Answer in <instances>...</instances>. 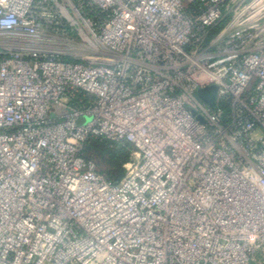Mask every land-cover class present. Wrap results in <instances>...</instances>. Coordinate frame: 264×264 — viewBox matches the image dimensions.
<instances>
[{"label":"built area","instance_id":"1","mask_svg":"<svg viewBox=\"0 0 264 264\" xmlns=\"http://www.w3.org/2000/svg\"><path fill=\"white\" fill-rule=\"evenodd\" d=\"M0 264H264V0H0Z\"/></svg>","mask_w":264,"mask_h":264},{"label":"trees","instance_id":"2","mask_svg":"<svg viewBox=\"0 0 264 264\" xmlns=\"http://www.w3.org/2000/svg\"><path fill=\"white\" fill-rule=\"evenodd\" d=\"M103 149H107L106 151L108 154L111 156L112 155V161H113V166L117 165L119 166L122 161H125L129 158V148L126 144H119L115 142H111L109 140H104V139H98V138H92L90 139L85 146V152L86 154L91 157L95 164L97 169L98 168V163L96 160V155L93 156L90 151H98L99 152ZM101 172V170H99ZM124 170L123 169H118V171L114 174H109L103 172L107 177H109L113 181L119 180L123 175H124Z\"/></svg>","mask_w":264,"mask_h":264},{"label":"rangeland","instance_id":"3","mask_svg":"<svg viewBox=\"0 0 264 264\" xmlns=\"http://www.w3.org/2000/svg\"><path fill=\"white\" fill-rule=\"evenodd\" d=\"M107 149H103L99 152L96 151H90V153L95 156L96 155V160L98 163V168L101 170V172L109 173V174H114L118 171V169H123L125 171V163L127 160L122 161L119 166L114 165L113 166V161H112V155L110 156L108 152L106 151Z\"/></svg>","mask_w":264,"mask_h":264},{"label":"water","instance_id":"4","mask_svg":"<svg viewBox=\"0 0 264 264\" xmlns=\"http://www.w3.org/2000/svg\"><path fill=\"white\" fill-rule=\"evenodd\" d=\"M214 91H215L214 85H208L206 87L199 88L197 90L199 96L202 97L205 101H207L210 104L213 102ZM79 121L80 120H78V122Z\"/></svg>","mask_w":264,"mask_h":264}]
</instances>
